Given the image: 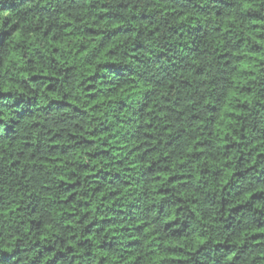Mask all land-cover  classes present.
<instances>
[{"label": "trees", "instance_id": "1", "mask_svg": "<svg viewBox=\"0 0 264 264\" xmlns=\"http://www.w3.org/2000/svg\"><path fill=\"white\" fill-rule=\"evenodd\" d=\"M0 264H264V0H0Z\"/></svg>", "mask_w": 264, "mask_h": 264}]
</instances>
